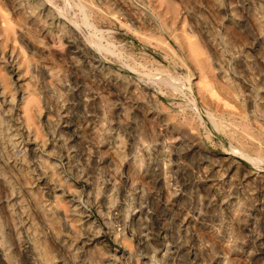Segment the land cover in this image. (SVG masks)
Masks as SVG:
<instances>
[{"label":"rangeland","instance_id":"rangeland-1","mask_svg":"<svg viewBox=\"0 0 264 264\" xmlns=\"http://www.w3.org/2000/svg\"><path fill=\"white\" fill-rule=\"evenodd\" d=\"M0 264H264V0H0Z\"/></svg>","mask_w":264,"mask_h":264},{"label":"bare ground","instance_id":"bare-ground-1","mask_svg":"<svg viewBox=\"0 0 264 264\" xmlns=\"http://www.w3.org/2000/svg\"><path fill=\"white\" fill-rule=\"evenodd\" d=\"M200 83V82H199ZM216 93V92H215ZM212 94V93H211ZM249 161V160H248Z\"/></svg>","mask_w":264,"mask_h":264}]
</instances>
